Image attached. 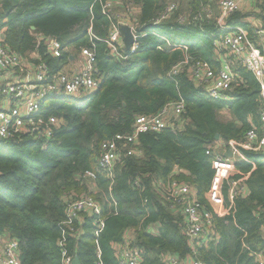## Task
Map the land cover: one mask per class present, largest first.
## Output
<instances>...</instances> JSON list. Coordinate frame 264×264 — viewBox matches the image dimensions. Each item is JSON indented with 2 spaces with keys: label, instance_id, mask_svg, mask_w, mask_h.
Masks as SVG:
<instances>
[{
  "label": "trees",
  "instance_id": "obj_1",
  "mask_svg": "<svg viewBox=\"0 0 264 264\" xmlns=\"http://www.w3.org/2000/svg\"><path fill=\"white\" fill-rule=\"evenodd\" d=\"M169 1L178 5L173 19L179 13L191 17L182 30L171 29L165 22L154 25ZM201 2L0 0L2 43L9 50L24 55L34 48L36 34L55 37L64 47L60 57L50 56L44 44L39 48L41 58L55 72L80 48H91L99 81L97 90L88 96L61 97L43 104L45 114L60 121L45 146L25 136L17 143L0 140V237L19 242L21 264H60L59 222L64 218L66 194L91 195L101 205L100 216L82 215V233L66 232V247L81 264H97V251L101 264H118L115 245L124 241L127 231L135 234L128 244L138 249L140 264H164L167 254L193 256L203 264H257L255 254L264 250V151L239 147L242 157L234 161L235 173L229 177V181H238V189L230 201L231 186L226 181L220 207H212L205 194L213 176L212 156L206 150L214 142L229 147V141L244 140L251 127L260 131L259 84L251 72L233 63L232 100L220 102L195 88L186 73L169 75L185 52L175 46L181 43L191 56L215 69L219 66L209 37L218 34L215 22L219 11L215 8L210 20L194 21ZM107 3L110 5L105 8ZM130 5L138 7L132 25L138 34H146L137 39L133 53L119 59L104 40L117 24L119 13ZM245 16L240 10L228 20L246 27L252 35ZM153 31L161 37L148 34ZM118 51L125 53L122 46ZM179 100L184 110L175 121L181 126L140 133L136 147L141 152L122 156L111 177L100 168L104 140L116 133H130L136 116L154 115ZM222 109L230 118L219 119ZM86 170L95 177L81 179ZM172 181L189 184L211 216L212 235L193 247L185 233L184 216L161 190V183ZM97 218H104V225L95 235Z\"/></svg>",
  "mask_w": 264,
  "mask_h": 264
},
{
  "label": "built area",
  "instance_id": "obj_2",
  "mask_svg": "<svg viewBox=\"0 0 264 264\" xmlns=\"http://www.w3.org/2000/svg\"><path fill=\"white\" fill-rule=\"evenodd\" d=\"M248 2L260 5L259 8L264 13V0H203L200 3V10L192 17V20H202L203 18L210 20L214 15L215 8L219 11L215 22L218 34L211 33L209 36L213 38V47L219 66L215 69L208 62L191 56L187 52V46L181 43L175 46L184 49L183 57L175 62L169 71L170 76L186 73L195 88L211 99L220 102L232 100L231 89L235 80L232 70L233 63H239L253 74L259 84L261 100L260 131L251 127L247 130L244 140L228 142L232 154H237L240 158L242 155L239 147L264 151V28L252 29L250 36L246 27L229 23L228 20L232 14L240 11ZM109 5L110 3H107L104 7L107 8ZM177 7L176 2L169 1L165 4L154 21V25L165 22L170 24L169 28L171 29L182 30V26L188 24L191 17L179 13L173 19L172 15ZM130 10L133 9L128 6L119 13L117 24L111 26L109 37L104 40L110 53L119 59L127 58L129 54L133 53L138 47L137 39L146 34H138L132 25ZM171 17L172 20L169 21ZM122 24L130 25L134 35V42L125 53L118 51L119 46H122L120 29ZM249 27L251 28L250 25ZM1 34L2 31H0ZM88 34L90 37L92 36L90 29ZM148 34L160 36V33L155 31ZM2 39L3 37H0V140L17 143L25 136L32 137L41 142V146H45L60 121L51 114L46 115L43 104L47 100L61 97L80 99L97 90L99 81L95 77L94 51L87 47L80 48L79 59L74 69L68 70L63 66L60 70L52 72L49 65L41 58L39 48L41 44H44L50 56L60 57L64 47L55 37L36 34L34 48L24 55L9 50L2 43ZM183 110L184 103L179 100L164 105L154 115L136 116L130 133H116L112 138L101 143L98 158L100 168L111 177L114 164L122 156L139 153L136 140L140 133L158 132L164 128L176 130L179 124L176 123L175 118L180 116ZM206 154L212 156L213 176L205 196L212 207L218 208L222 203L221 188L224 181L231 186L232 197L237 192L235 190L238 189V181H229V177L234 174L232 172L234 166L229 157L217 153L214 148L206 150ZM94 177L95 174L91 170H86L80 175L81 179ZM160 185L163 196L177 206L184 216L185 233L192 247L212 235L209 230L211 216L202 208L189 184L172 181ZM239 188L242 190L241 187ZM64 201V218L59 222L61 228V238L58 241L60 264H71L74 255L66 247V232H68L67 234H76L79 231L83 214L95 218L100 216L101 205L97 198L91 195L75 197L72 194H66ZM112 202L114 205L116 204L114 200ZM76 220H79V224H74ZM94 224L96 226L94 233L97 235L104 225V218L94 219ZM79 233H82V230ZM261 236L264 242V227ZM115 253L118 264H140L138 249L131 248L129 244L117 243ZM19 256V242L15 238L0 237V264H21ZM97 257V264H101L100 251H97ZM187 258L167 254L164 257V264H203L201 260L193 256L190 259ZM255 258L257 264H264V250L257 252Z\"/></svg>",
  "mask_w": 264,
  "mask_h": 264
},
{
  "label": "crops",
  "instance_id": "obj_3",
  "mask_svg": "<svg viewBox=\"0 0 264 264\" xmlns=\"http://www.w3.org/2000/svg\"><path fill=\"white\" fill-rule=\"evenodd\" d=\"M259 6L260 5H258L257 3L248 2L241 9L246 14L245 19L249 23V25L251 26V29L258 28V27L264 28V13L260 10ZM135 11L138 12V7H136V6H135ZM249 35H250V33H249ZM78 59H79L78 54H76L75 56H73V55L70 56V60H69L68 64L64 65V67H66L65 69H68V70L74 69L77 62H78ZM177 117L178 116H176L175 120L177 119V121H178ZM218 117L221 120H225L227 118H230V114L227 110L222 109L218 112ZM179 125L181 126V123H179ZM212 148H214L217 151V153L222 154L224 157H229L232 163H234V161L239 159V156L237 154L231 153L232 154L231 156H225L224 155L225 153L230 151V148L227 147V144L225 145L224 143L219 142V141L214 142ZM138 151H139V153L141 152L139 149H138ZM232 172L235 173V168L233 169ZM230 191H231V189L228 191L229 201L232 199V194ZM193 192H195L194 189H193ZM151 231L155 234L157 233V230L154 227L151 229ZM134 235L135 234H133V231H127L125 234V238L123 237L124 241L122 243L128 244L129 240L134 238ZM191 257L192 256H189L187 259H190Z\"/></svg>",
  "mask_w": 264,
  "mask_h": 264
},
{
  "label": "water",
  "instance_id": "obj_4",
  "mask_svg": "<svg viewBox=\"0 0 264 264\" xmlns=\"http://www.w3.org/2000/svg\"><path fill=\"white\" fill-rule=\"evenodd\" d=\"M32 29H34V27L32 26L31 27ZM120 29H121V32H122V47H123V50L124 51H128L131 47V44L134 42V35H133V32H132V29H131V26L128 25V24H122L120 26ZM0 37L2 38L3 35L1 34ZM219 138V135L216 134L215 135V139H218ZM232 152L231 151H228L227 153H225L224 155L225 156H231ZM71 264H81L79 258L77 256H74L73 259H72V263Z\"/></svg>",
  "mask_w": 264,
  "mask_h": 264
},
{
  "label": "rangeland",
  "instance_id": "obj_5",
  "mask_svg": "<svg viewBox=\"0 0 264 264\" xmlns=\"http://www.w3.org/2000/svg\"><path fill=\"white\" fill-rule=\"evenodd\" d=\"M183 3L184 4H182L183 5V9H184V5L186 6V1H183ZM131 6V9H133V10H130V12H131V16L133 17V15L135 14V6H133L132 7V5H130ZM121 39H122V37H121Z\"/></svg>",
  "mask_w": 264,
  "mask_h": 264
}]
</instances>
